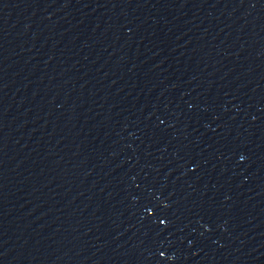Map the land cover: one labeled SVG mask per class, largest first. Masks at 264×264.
<instances>
[{"label": "water", "instance_id": "obj_1", "mask_svg": "<svg viewBox=\"0 0 264 264\" xmlns=\"http://www.w3.org/2000/svg\"><path fill=\"white\" fill-rule=\"evenodd\" d=\"M0 264H264V0H0Z\"/></svg>", "mask_w": 264, "mask_h": 264}]
</instances>
